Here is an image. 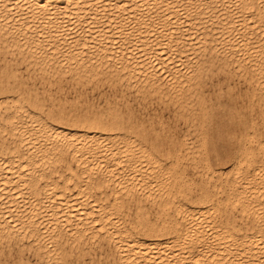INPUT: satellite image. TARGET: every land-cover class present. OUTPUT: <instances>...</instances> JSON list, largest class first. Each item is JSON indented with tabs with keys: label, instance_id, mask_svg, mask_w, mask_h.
Returning a JSON list of instances; mask_svg holds the SVG:
<instances>
[{
	"label": "bare ground",
	"instance_id": "obj_1",
	"mask_svg": "<svg viewBox=\"0 0 264 264\" xmlns=\"http://www.w3.org/2000/svg\"><path fill=\"white\" fill-rule=\"evenodd\" d=\"M25 252L264 264V0H0V264Z\"/></svg>",
	"mask_w": 264,
	"mask_h": 264
},
{
	"label": "rangeland",
	"instance_id": "obj_2",
	"mask_svg": "<svg viewBox=\"0 0 264 264\" xmlns=\"http://www.w3.org/2000/svg\"><path fill=\"white\" fill-rule=\"evenodd\" d=\"M220 80V79H219ZM217 78H213L212 79V81L210 80L209 82H208V85H207V87H206V97H209V95L211 96V97H213V90H214V87H219L220 86V88L222 87V84H221V82H217V81H219ZM221 81V80H220ZM220 83V84H219ZM218 84V85H217ZM210 90H209V89ZM222 88H224V90H225V85H224V83H223V87ZM237 89V90H236ZM238 90H239V87L237 86L236 88H235V92L237 93H234V95H232L233 96V98L235 97V99H237L235 102L238 104V102H239V104L238 105H240L241 104V101H242V99L240 98V97H238ZM89 92L91 91V90H88ZM210 91V92H209ZM95 94V93H94ZM208 94V95H207ZM224 96H223V98L224 99H222L221 100V107H222V109L220 110V111H218V112H223V108L225 109V113L226 114H228L229 112H233L234 111V106L232 105V102L231 103H229V101H228V97L226 96V94H223ZM70 97H72V95L70 96ZM90 98L92 97V96H89ZM94 98H95V102L96 103H99V98H97V95L95 94L94 96H93ZM239 99V100H238ZM126 100H128V101H130V105L132 106V108L134 109V110H139L138 108H139V103L137 102V101H135L134 100V97L132 96V95H127L126 96ZM227 100V101H226ZM212 103L213 104H216L217 102L214 100V97H213V101H212ZM207 104L209 105V102H207ZM157 105V106H156ZM159 105V106H158ZM154 106V107H153ZM160 104L159 103H157V101H154L149 107H147V109L148 110H150V111H148L149 113L151 112H155V113H157L158 114V112H159V115L160 114H163V118H164V122H165V124L166 125H170L171 127H173L174 128V126H176V128H179L180 130H181V132H184L186 129V126H184V124H182L180 121H178V122H176V121H174V120H172V118H170L171 116H172V112L170 111V110H167L166 111V109H164L163 108V106H161V108H160ZM157 107V108H156ZM152 108H154V109H152ZM159 108V109H158ZM227 108V109H226ZM152 109V110H151ZM159 110V111H158ZM160 110H161V112H160ZM165 110V111H164ZM227 110H229V111H227ZM166 112V113H165ZM171 112V113H170ZM228 112V113H227ZM167 114V115H166ZM249 115V114H248ZM247 115V116H248ZM165 116V117H164ZM168 116H169V118H168ZM167 118V119H166ZM168 120V121H167ZM173 125V126H172ZM181 125V126H180ZM181 127V128H180ZM175 129V128H174ZM184 129V130H183ZM221 144V145H220ZM224 144H225V146H224ZM218 146V147H217ZM229 146H228V144H227V142L226 141H222V142H219L218 144H216V150H217V154H218V158L220 159V161H219V164H218V161H216V160H214L213 158V154L212 153H210V158H211V163H212V165H213V167H215L214 166V164L216 163V166L217 167H223V165L225 164V166L223 167V168H226V166L228 167L229 165H227V164H229V163H227V161L226 160H224L223 158H224V156H225V152H226V148H228ZM220 148V149H219ZM224 149V150H223ZM219 151V152H218ZM220 154V155H219ZM223 156V157H222ZM223 160H222V159ZM213 160V161H212ZM221 161H223V162H221ZM214 162V163H213ZM226 162V163H225ZM25 255H26V257L28 258V260H29V264H35V262H32V261H35L34 260V258L32 259V256H29V254H28V252H25ZM98 257V256H97ZM89 258H87L86 260L87 261H90V260H88ZM32 260V261H31ZM98 260V259H97Z\"/></svg>",
	"mask_w": 264,
	"mask_h": 264
},
{
	"label": "snow or ice",
	"instance_id": "obj_3",
	"mask_svg": "<svg viewBox=\"0 0 264 264\" xmlns=\"http://www.w3.org/2000/svg\"><path fill=\"white\" fill-rule=\"evenodd\" d=\"M41 2H42V0H41ZM6 264H23V262L22 261L18 262V261L12 260V261H7ZM83 264H95V262L94 261L93 262H89V261L85 260L83 262Z\"/></svg>",
	"mask_w": 264,
	"mask_h": 264
}]
</instances>
